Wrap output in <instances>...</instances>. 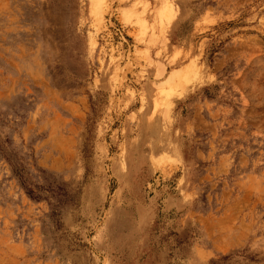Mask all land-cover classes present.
<instances>
[{"label": "rangeland", "instance_id": "1", "mask_svg": "<svg viewBox=\"0 0 264 264\" xmlns=\"http://www.w3.org/2000/svg\"><path fill=\"white\" fill-rule=\"evenodd\" d=\"M0 264H264V0H0Z\"/></svg>", "mask_w": 264, "mask_h": 264}, {"label": "trees", "instance_id": "2", "mask_svg": "<svg viewBox=\"0 0 264 264\" xmlns=\"http://www.w3.org/2000/svg\"><path fill=\"white\" fill-rule=\"evenodd\" d=\"M18 170L19 169L16 170V175L19 177L20 182H21L22 186L24 187L26 194L32 199H39L40 195L37 192H35L34 190H32L30 187L26 186L25 179L23 178V175Z\"/></svg>", "mask_w": 264, "mask_h": 264}, {"label": "bare ground", "instance_id": "3", "mask_svg": "<svg viewBox=\"0 0 264 264\" xmlns=\"http://www.w3.org/2000/svg\"><path fill=\"white\" fill-rule=\"evenodd\" d=\"M174 73H175V72H174ZM171 75H172L171 77H169V76L167 77V78H168L167 81H166L167 83H171V82L173 81V79L175 78V75H176V74H174V75L171 74ZM182 76H183V75H182ZM163 90H164V89H163ZM165 96H166V95H165ZM163 98H164V95H163ZM159 100H160V98H159ZM155 105H156V104H155Z\"/></svg>", "mask_w": 264, "mask_h": 264}]
</instances>
